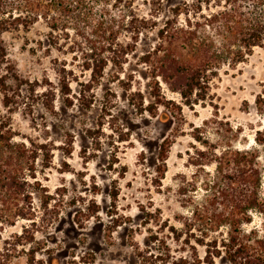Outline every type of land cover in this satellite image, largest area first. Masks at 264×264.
I'll use <instances>...</instances> for the list:
<instances>
[{
    "label": "rangeland",
    "instance_id": "rangeland-1",
    "mask_svg": "<svg viewBox=\"0 0 264 264\" xmlns=\"http://www.w3.org/2000/svg\"><path fill=\"white\" fill-rule=\"evenodd\" d=\"M132 1L137 18L148 20V25L155 20L156 28L141 34L124 64H109L99 82L85 92L92 97L89 109L76 102L81 85L75 81L70 82L74 105L66 108L61 102L52 61L70 58L49 47L43 22L0 34L6 51L0 76L13 69L34 84L37 94L23 87L5 107L0 91V121L8 123L16 141L50 146L51 160L43 166L38 158L36 178L60 208L58 218L30 242L17 237L28 221L3 224L0 264H173L180 259L192 262L195 254L200 264H207L205 246L187 236L182 225L188 215L183 199L192 193L198 197L201 190L183 195L181 188L197 176L200 183L213 171L207 160L214 147L254 145L260 119L253 99L264 82V47H254L234 66H221L197 102L186 104L157 78L160 100L167 107L159 105L151 115L140 109V102L148 105L158 87L150 63L141 57L157 42L156 30L171 16L169 8L194 0H162L157 18L152 15L158 0ZM119 39L129 42L130 35ZM69 67L79 82L88 81V72ZM49 87L55 91L54 114L41 104L40 95ZM163 141L165 160L158 172ZM34 200L37 204L35 195ZM77 217L81 226L74 221ZM243 228L264 232V213H254ZM214 264L221 261L215 258Z\"/></svg>",
    "mask_w": 264,
    "mask_h": 264
},
{
    "label": "trees",
    "instance_id": "trees-1",
    "mask_svg": "<svg viewBox=\"0 0 264 264\" xmlns=\"http://www.w3.org/2000/svg\"><path fill=\"white\" fill-rule=\"evenodd\" d=\"M161 9L162 0H158L152 16L159 17ZM169 11L171 16L156 30L157 42L141 57L150 63V74L158 87L152 90L154 99L148 105L140 102V109L151 115H156L159 105L167 107L160 100L158 79L177 91L186 104L197 102L204 98L206 87L221 66H234L254 47H264V0L183 1ZM39 21L47 29L49 47L70 58V62L59 58L52 61L61 102L72 108L70 82L75 81L81 85L75 99L82 109L91 107L92 97L85 92L99 82L105 68L109 64L121 67L137 48L139 36L157 25L155 20L148 25V20L137 18L132 0H0V34L28 30ZM122 34L130 35V41L121 43ZM5 59L6 51L0 44V63ZM69 65L81 73L88 72V81L79 82ZM23 87L37 97L34 84L13 69L11 74L0 76L3 106H11ZM40 96L42 106L56 113L53 87ZM253 108L260 119L253 132L254 145L248 149L214 147L207 160L213 171L200 183L195 177L193 184H187L190 189L181 188L183 195L188 190H201L198 197L192 193L183 199L188 215L182 225L187 236L205 246L203 261L207 264H214L215 258L221 264H264V232L243 228L251 223L254 213H264V82L254 95ZM86 131L92 134L91 129ZM165 148L163 141L158 172H162ZM38 158L47 166L51 160L48 144L16 141L8 123L0 121V227L28 221L17 236L25 242L34 240L36 232L48 229L59 216V204L36 178ZM112 197L115 199L116 194ZM74 221L79 226L83 223L79 217ZM200 262L195 254L192 262L180 259L173 264Z\"/></svg>",
    "mask_w": 264,
    "mask_h": 264
}]
</instances>
